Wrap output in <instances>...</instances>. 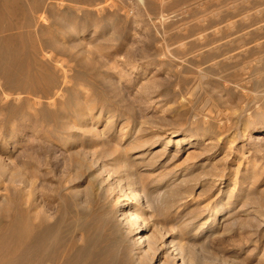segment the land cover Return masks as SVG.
Wrapping results in <instances>:
<instances>
[{
  "label": "rangeland",
  "instance_id": "rangeland-1",
  "mask_svg": "<svg viewBox=\"0 0 264 264\" xmlns=\"http://www.w3.org/2000/svg\"><path fill=\"white\" fill-rule=\"evenodd\" d=\"M263 72L264 0H0V215L77 201L130 250L139 207L137 264H264Z\"/></svg>",
  "mask_w": 264,
  "mask_h": 264
},
{
  "label": "bare ground",
  "instance_id": "bare-ground-1",
  "mask_svg": "<svg viewBox=\"0 0 264 264\" xmlns=\"http://www.w3.org/2000/svg\"><path fill=\"white\" fill-rule=\"evenodd\" d=\"M244 60H247V58H244ZM259 63L257 65H260ZM249 69L251 68H247V70ZM256 70L258 71V69ZM261 71H263V69ZM238 74L239 73L229 72L224 75L223 86L225 89H230V84H228L229 82L227 81L242 82ZM240 75L241 74H239V76ZM238 83L240 84V82ZM248 83L249 81L241 83L240 91H236L239 92L236 98L238 99L239 97L240 100L243 99L246 101L244 105H240L241 113L252 110V102H257L262 99L260 95L249 92L248 86L250 89L251 85ZM259 86L261 85H257L256 87ZM212 97L210 98L208 112L207 115H205L206 118L203 119V123L205 122L208 125H212L213 120L219 119L217 118L218 116H223L226 121H221L219 128H223L224 126L230 128L232 120L228 112L221 109L217 99ZM251 113L252 112H247V118L244 116L246 120L243 119L245 120L243 124L246 129H249V124L257 121L254 116H250L252 115ZM240 116H242V114L238 117ZM76 202L68 200L64 209L58 208L52 216L44 215L39 218V220H34L30 216L18 217L21 214L15 215L14 213V217H9L10 219L4 221V216H6V214H4V216L0 215V251L3 250V253L0 254V264H135L138 260H135L136 257L146 250L143 248L145 245H148V243L146 244L144 242L149 239V236L145 232H142L144 228L140 223L139 207L130 213L131 217L129 220L130 222L132 221V225L135 223V232L138 233L133 240L130 251L128 247L122 245L123 243L119 244V241L122 239L121 233L124 231L123 229V231L119 232L120 234L116 231L117 228L115 230L110 229V231L106 232L105 218L103 219L102 215L97 212L98 210H95V212L76 210L78 208L75 209ZM225 209L226 208L223 206L215 210L211 218L208 219L209 224L206 228L208 227V229H210L213 225L217 224L226 214ZM21 218H23V220ZM18 219L21 220L20 223ZM129 220L127 218V221ZM13 230H17L19 233H16V231L15 236H12ZM79 230L83 231V234L77 235L76 233ZM9 231L12 232L11 235L8 234ZM20 256L21 260H19Z\"/></svg>",
  "mask_w": 264,
  "mask_h": 264
}]
</instances>
